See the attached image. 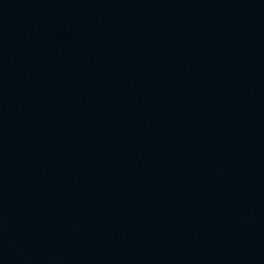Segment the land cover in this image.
<instances>
[{
	"label": "water",
	"instance_id": "obj_1",
	"mask_svg": "<svg viewBox=\"0 0 264 264\" xmlns=\"http://www.w3.org/2000/svg\"><path fill=\"white\" fill-rule=\"evenodd\" d=\"M0 264H264V0H0Z\"/></svg>",
	"mask_w": 264,
	"mask_h": 264
}]
</instances>
